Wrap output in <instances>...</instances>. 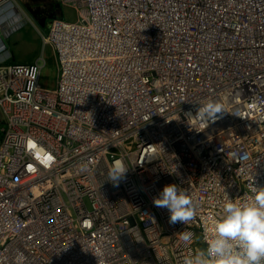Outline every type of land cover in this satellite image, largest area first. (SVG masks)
<instances>
[{"label": "built area", "instance_id": "obj_1", "mask_svg": "<svg viewBox=\"0 0 264 264\" xmlns=\"http://www.w3.org/2000/svg\"><path fill=\"white\" fill-rule=\"evenodd\" d=\"M59 1L54 91L0 39V264H183L264 189V0ZM207 99L224 113L188 118ZM169 184L185 224L153 203Z\"/></svg>", "mask_w": 264, "mask_h": 264}, {"label": "clouds", "instance_id": "obj_2", "mask_svg": "<svg viewBox=\"0 0 264 264\" xmlns=\"http://www.w3.org/2000/svg\"><path fill=\"white\" fill-rule=\"evenodd\" d=\"M57 2V7H67L63 6L59 0ZM49 14H52V12ZM48 16L50 18L53 15ZM54 19L65 21L62 18L53 16L50 19L51 23ZM27 22L29 23L25 11L17 5L15 0L12 5L0 11V29L5 37L9 36V31L19 30ZM5 25L9 26V30L3 28ZM0 39L7 51L1 36ZM56 59L58 77L60 61L57 54ZM223 113V105L219 101L207 99L198 105L195 115L191 112L186 115L188 118L199 119L200 122L209 125L219 118L218 114ZM3 118L2 128L5 124V117L3 116ZM126 171L122 166L113 168L109 175L111 183L114 186L117 185ZM153 203L157 207H163L168 210L169 222L172 224L178 221L185 224L194 215V205L191 196L176 184L164 186L162 191L159 192L158 198H154ZM213 230L214 236L208 243L206 250L201 245L200 248L202 247L203 250L200 251L199 248L197 253L185 257L183 264H264V189L255 188L251 202L236 203L227 197L219 218L214 222ZM179 235L185 243L193 239V233L191 232L185 231Z\"/></svg>", "mask_w": 264, "mask_h": 264}, {"label": "rangeland", "instance_id": "obj_3", "mask_svg": "<svg viewBox=\"0 0 264 264\" xmlns=\"http://www.w3.org/2000/svg\"><path fill=\"white\" fill-rule=\"evenodd\" d=\"M42 1L36 0V2H33V5ZM15 2L25 11L29 23L27 22L22 25L19 30L14 31L9 37H3V33L0 29L3 42L11 55V61L8 62V64L35 65L39 62V64L42 65L38 79L40 88L54 91L57 84L58 63L54 48L49 43L44 42V37L48 32L51 20L48 19L38 22L20 0H15ZM39 7L44 10L45 8H49V5L47 3H42ZM38 11L39 10L35 9L33 14L36 16L39 15ZM58 11V18L73 23L77 21L76 13L71 8L61 6ZM0 117H3L1 112ZM2 125L3 123L0 122V128ZM201 250H203L202 247L200 248V251Z\"/></svg>", "mask_w": 264, "mask_h": 264}, {"label": "crops", "instance_id": "obj_4", "mask_svg": "<svg viewBox=\"0 0 264 264\" xmlns=\"http://www.w3.org/2000/svg\"><path fill=\"white\" fill-rule=\"evenodd\" d=\"M21 1V3L30 11V13L34 16V18H36V20L39 22V21H44V20H48V19H51V17H53V16H57L58 14H59V7H57V4H58V2H57V0H39V1H42V2H37V4H35V5H33V2H36V1H34V0H20ZM42 3H47L48 5H49V8H45L44 10H43V8H41V7H39V5H41ZM35 6H37V7H35ZM35 9H37V10H39L38 12H39V15H34L33 14V11L35 10ZM50 12H52V14H49ZM44 13V14H43ZM36 14H37V12H36ZM47 15H53V16H51L50 18L49 17H46ZM46 17V18H45ZM3 28L4 29H6V30H9V26L8 25H5V26H3ZM18 30V29H17ZM17 30H11V31H9V36L14 32V31H17ZM6 32V31H5ZM3 33V32H2ZM0 36L2 37V34H1V32H0ZM8 36V37H9ZM3 37H5V36H3ZM3 39V38H2ZM6 49H7V47H6ZM7 52H8V50H7ZM8 54H9V57H8V60L6 61V63L8 64V62H10L11 61V55H10V53L8 52ZM0 122L1 123H3V121H4V118L3 117H0ZM1 128H2V126H1ZM0 128V129H1ZM0 138H1V136H0Z\"/></svg>", "mask_w": 264, "mask_h": 264}, {"label": "flooded vegetation", "instance_id": "obj_5", "mask_svg": "<svg viewBox=\"0 0 264 264\" xmlns=\"http://www.w3.org/2000/svg\"><path fill=\"white\" fill-rule=\"evenodd\" d=\"M46 17H49L48 15Z\"/></svg>", "mask_w": 264, "mask_h": 264}, {"label": "trees", "instance_id": "obj_6", "mask_svg": "<svg viewBox=\"0 0 264 264\" xmlns=\"http://www.w3.org/2000/svg\"><path fill=\"white\" fill-rule=\"evenodd\" d=\"M34 1H36V0H34Z\"/></svg>", "mask_w": 264, "mask_h": 264}]
</instances>
